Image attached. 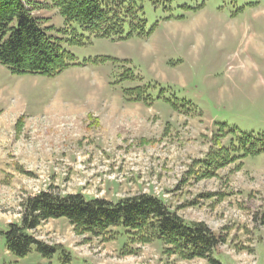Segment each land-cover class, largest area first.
Wrapping results in <instances>:
<instances>
[{"label": "rangeland", "instance_id": "obj_1", "mask_svg": "<svg viewBox=\"0 0 264 264\" xmlns=\"http://www.w3.org/2000/svg\"><path fill=\"white\" fill-rule=\"evenodd\" d=\"M130 1L147 38L113 41L77 29L83 44H68L62 17L37 8L48 34L82 65L49 77L0 64V264L56 262L34 246L15 256L2 233L19 221L20 203L43 191L113 202L152 194L224 237L218 264H264V152L210 177H200L199 163L243 135L264 139V0ZM137 88L146 102L125 93ZM116 231L112 240L78 235L56 218L31 233L61 245L68 264H211Z\"/></svg>", "mask_w": 264, "mask_h": 264}, {"label": "trees", "instance_id": "obj_2", "mask_svg": "<svg viewBox=\"0 0 264 264\" xmlns=\"http://www.w3.org/2000/svg\"><path fill=\"white\" fill-rule=\"evenodd\" d=\"M37 8H52L62 17L68 44H83V35L123 40L137 35L147 38L146 22L140 16V7L125 0H0V64L14 74H39L56 76L77 63L74 55L62 44V38L48 34L50 27L33 14ZM75 27H72V25ZM88 38V37H87ZM85 61L83 64H86ZM133 100H143L144 90L126 89L134 94ZM263 137L243 135L239 145H218L200 160V177L215 175L216 170L248 154L264 152ZM260 144V145H259ZM241 151L240 154H235ZM18 222L6 224L2 231L5 247L17 257H25L34 246L42 258L68 264L67 254L59 244L48 245L31 233L48 219L64 218L78 234L101 236L103 240L115 239L116 229L122 228L131 243L148 244L159 240L163 252L182 259L202 258L218 264L213 253L224 241L203 221L186 220L172 211L159 197L139 193L118 199L116 202L102 198H87L84 194H56L43 191L29 196L21 203ZM264 216V210H263ZM134 251V250H132ZM67 260V261H66Z\"/></svg>", "mask_w": 264, "mask_h": 264}]
</instances>
